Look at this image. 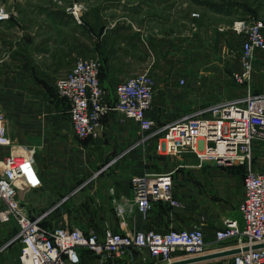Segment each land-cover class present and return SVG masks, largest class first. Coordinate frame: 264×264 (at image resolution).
Listing matches in <instances>:
<instances>
[{"label": "crops", "instance_id": "crops-1", "mask_svg": "<svg viewBox=\"0 0 264 264\" xmlns=\"http://www.w3.org/2000/svg\"><path fill=\"white\" fill-rule=\"evenodd\" d=\"M40 16L44 22H2L7 26L5 42L0 39V110L6 113L12 141L34 149L44 185L24 195L29 214L48 213L44 223L50 228L68 224L69 210L74 208L65 207L68 200L78 192L77 185H89L87 190L93 195L90 205L111 207L113 213L111 216L106 209L100 210L105 214V226L97 230L100 233L107 227L130 233L138 229L167 231L200 226L212 241L215 230L222 227L220 222H214L219 217L203 222L205 217L196 215L197 206L207 200L212 206H237L239 210L244 195L242 173L232 167L200 165L192 152H186L181 160L156 152L157 157L164 158H159V164L165 166L156 168L145 160L152 153L141 156L136 148L146 143L138 136L142 133L139 124L117 112L103 118L99 137L80 140L73 130L69 103L58 94L56 82L80 57L99 58L101 80L114 90L121 81L148 71L163 81L149 115L156 124L165 125L249 92L248 84L239 83L233 76L241 71L242 52L241 39L230 28L233 22L179 23L177 30L171 23H162L171 26L165 31L154 28L155 23L150 27L147 23L144 30L142 23L95 26L60 23L69 18L62 13ZM250 90L264 93L261 50L256 53ZM262 145L256 144V153ZM10 148L0 145V158L8 155ZM113 161L116 164L109 165ZM148 164L158 172L174 171V192L180 206L156 203L144 218L135 209L131 176ZM203 185L208 186L203 189ZM47 204L50 206L43 210ZM118 205L125 207V215H118ZM17 231L14 220L0 222V264H20ZM94 258L84 255V261L90 264H96Z\"/></svg>", "mask_w": 264, "mask_h": 264}, {"label": "built area", "instance_id": "built-area-1", "mask_svg": "<svg viewBox=\"0 0 264 264\" xmlns=\"http://www.w3.org/2000/svg\"><path fill=\"white\" fill-rule=\"evenodd\" d=\"M76 9L70 8L74 13ZM13 15L0 3V22ZM230 28L240 37L242 46L241 71L233 76L239 83H247L249 92L184 115L158 130H154L156 121L149 115L156 83L148 71L118 83L110 98L100 79V59L80 57L65 76L57 79L56 89L69 103L73 130L80 140L99 137L103 118L117 112L135 120L143 134L157 136L158 155L181 158L192 152L200 165L244 164V195L239 205L242 224L227 219L225 226L215 230L212 241L200 226L130 233L109 227L100 233L69 224L50 228L44 224L48 213L32 216L24 204L26 193L44 186L34 149L12 141L6 113L0 110V145L11 147L9 154L0 158V222L14 220L18 227L15 238L21 243L20 264H90L84 261L87 254L99 264H119L134 251L145 252L155 264H168L184 259L181 253L197 257L231 248L241 251L201 264H264V247L252 248L264 243V168H254L256 144L264 143V93L250 90L256 53L264 51V19H237ZM131 183L135 209L144 218L156 203L180 206L174 192V171L135 173ZM117 212L125 215V207L118 205ZM224 244L227 246L221 247ZM246 246L249 249L243 250Z\"/></svg>", "mask_w": 264, "mask_h": 264}, {"label": "rangeland", "instance_id": "rangeland-1", "mask_svg": "<svg viewBox=\"0 0 264 264\" xmlns=\"http://www.w3.org/2000/svg\"><path fill=\"white\" fill-rule=\"evenodd\" d=\"M0 3L5 4L14 13L9 20H13L16 23L19 20L28 23H33L34 21L41 23L44 22V19L40 16L41 14L52 16L56 13L58 16H61L62 13L69 15V18L64 21L63 19L60 20V23L83 22L92 23L95 26L98 23H142V29L144 30L147 28V23H149V27L151 26L150 24L155 23L153 24L156 26L154 28L158 27L160 30L165 28V31H167L171 26H163L164 23H171L170 25H173V29L177 30L179 23H232L237 19H264V0H0ZM71 7H77L75 13L70 10ZM193 13H197L198 15L193 16ZM1 24L2 22H0V39L5 42L3 35L7 26L6 24ZM199 46L202 47V45ZM159 72L162 73V70ZM153 78L156 83V97L163 81H161V78L154 77V75ZM158 80L159 83H157ZM101 82L110 98L113 97L114 87L107 86L102 80ZM119 114L125 119H131L122 113ZM162 127L163 124L157 123L154 130ZM138 136L142 141H146L144 146L136 147L139 149L141 156L152 153L150 158L146 156L145 160L152 162L156 168H165L163 164H159V158L161 157H157L155 151L157 136H153L151 133L142 134L140 132ZM260 149L256 153L255 169L264 167V145ZM175 158L181 160L180 158ZM141 159L144 158L142 157ZM115 161L109 165L116 164ZM174 163H176V160H174ZM154 165H145L137 173L158 172L156 171L157 169H152ZM209 165L237 168V171L242 172V175L245 173V165L242 163L219 166L215 163L207 162L203 166ZM205 186L207 188L208 185H203V189H206ZM77 187L79 189L78 192L71 196L68 200L70 204L68 203L65 206L68 208V206L74 205V208L69 210L67 223L82 228L86 227L89 230H102L105 226V214L100 212V210L106 209L112 216L111 207H92L90 202H92L93 195L87 190L89 185H77ZM200 202V205L197 206L199 207V214L197 213L196 215L205 217V220L202 219L203 222L209 221L210 218L213 220L216 218L214 216L217 215L219 218L215 219L214 222H220L219 226H225L227 219H236L240 225L242 224L243 218L237 206H212L207 203V200ZM49 206L50 204L44 205L43 210ZM232 208L234 209L233 211ZM224 246L227 245L224 244L221 247ZM179 256L190 257L187 253H181ZM93 260L96 264H99V260L96 258ZM119 264H155V260L149 258L144 253L134 251L132 254L124 257ZM193 264H201V262Z\"/></svg>", "mask_w": 264, "mask_h": 264}, {"label": "water", "instance_id": "water-1", "mask_svg": "<svg viewBox=\"0 0 264 264\" xmlns=\"http://www.w3.org/2000/svg\"><path fill=\"white\" fill-rule=\"evenodd\" d=\"M211 144L214 145V143H211ZM260 247H264V243L256 244V245L252 246V248H260ZM248 249H249L248 246L243 248V250H248ZM240 251H241V248L225 249V250H222V251L212 252V253H208V254H205V255L197 256V257H188V258H184V259H179V260H176V261H174L172 263H168V264H193V263H200L202 261L209 260V259H215V258L230 256V255H233V254L238 253Z\"/></svg>", "mask_w": 264, "mask_h": 264}, {"label": "trees", "instance_id": "trees-1", "mask_svg": "<svg viewBox=\"0 0 264 264\" xmlns=\"http://www.w3.org/2000/svg\"><path fill=\"white\" fill-rule=\"evenodd\" d=\"M236 169H237V168H236ZM237 170H238V169H237ZM240 173H242V172H240ZM244 175H245V173H244ZM244 175H243V178H244ZM44 224H45V223H44ZM17 233H18V231H17ZM17 233H16V234H17Z\"/></svg>", "mask_w": 264, "mask_h": 264}]
</instances>
